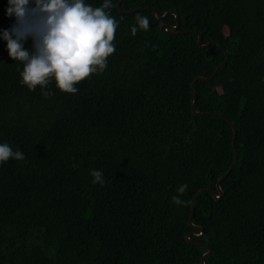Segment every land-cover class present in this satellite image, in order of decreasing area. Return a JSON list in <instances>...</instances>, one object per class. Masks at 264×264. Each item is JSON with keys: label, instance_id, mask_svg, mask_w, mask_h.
Returning a JSON list of instances; mask_svg holds the SVG:
<instances>
[{"label": "trees", "instance_id": "1", "mask_svg": "<svg viewBox=\"0 0 264 264\" xmlns=\"http://www.w3.org/2000/svg\"><path fill=\"white\" fill-rule=\"evenodd\" d=\"M117 2L106 10L118 22L106 68L64 93L54 80L19 83L3 39L17 22L0 0V143L25 157L0 163V264H200L206 249L184 239L199 234L190 200L219 195L235 156L228 121L237 163L218 201L195 200L203 237L193 241L212 249L205 264H264V0ZM148 9L176 12L178 34L160 30L174 16ZM137 16L149 25L132 35ZM39 19L29 11L21 31ZM189 31L220 46L200 48ZM21 43L33 51L32 36ZM224 51L225 66L194 85L193 114L190 84Z\"/></svg>", "mask_w": 264, "mask_h": 264}, {"label": "clouds", "instance_id": "2", "mask_svg": "<svg viewBox=\"0 0 264 264\" xmlns=\"http://www.w3.org/2000/svg\"><path fill=\"white\" fill-rule=\"evenodd\" d=\"M8 3L7 14L14 15L17 23L11 31L3 33V39L9 57L22 64L19 83L30 91L38 85L46 88L54 80L59 91L76 93L78 89L74 85L91 74L103 72L107 58L115 52L113 41L118 22L106 11L113 7L112 0H104L100 7L86 4L85 0H34L35 6L30 10L29 0H8ZM29 11L40 19L32 30L22 32ZM136 24L131 28L132 35L146 30L149 21L147 17L137 16ZM29 36L33 37L32 52L21 43ZM24 158L23 153L13 151L8 143H0V163ZM90 175L93 183H104L101 171L92 170ZM185 189L186 185H182L178 192ZM173 202L184 203L178 197H173Z\"/></svg>", "mask_w": 264, "mask_h": 264}, {"label": "water", "instance_id": "3", "mask_svg": "<svg viewBox=\"0 0 264 264\" xmlns=\"http://www.w3.org/2000/svg\"><path fill=\"white\" fill-rule=\"evenodd\" d=\"M124 0H118L117 2V8L119 9L120 7V4L123 2ZM150 11H152L155 15V18L159 21H162L164 19H166L169 15H172L174 16V19H175V24L174 25H167V24H161L160 25V30L162 31V33L164 34H178V28H179V15L176 13V12H173V11H166L164 12L163 14H159L157 10H154V9H148ZM134 12L136 10H129V11H126V12ZM190 34H193L197 37V45L200 47V48H207L209 47L211 44H216L218 46H220L219 43L217 42H214V41H210V42H207V43H203L202 44V35L200 33H197V32H193V31H189ZM224 54L226 55L224 61L218 65V67H216V69L212 72V74L209 76V77H196L192 80L191 84H190V92L193 96V99H192V103H191V111L193 114H196V115H199L201 113H197L195 111V106H196V102H197V96L195 94V91H194V85L196 82L198 81H201V82H208L210 80H212L216 73L222 68L225 66V64L227 63L228 61V54H227V51H224ZM231 128H232V131H233V140H232V147H233V150H234V153H235V156H234V161H233V164L232 166L230 167V169L224 174L222 175L221 177H219V179L217 180V183H216V190L218 192L219 195H215V193H213L211 190H208V189H201L199 190L196 195L190 200V207H191V215L189 216V219H188V224L189 226L192 228V230H195L197 232H199V234H194V233H189V234H186L184 239L186 242L188 243H191L195 246H199L200 248H203V249H206V252L201 256V259H200V264H205V259L207 257H209L212 253V249L210 247H208L207 245H204V244H198L196 242L193 241V239H200L201 237H203V229L200 227V226H196V225H193L192 224V218H193V215H194V202L195 200L197 199V197L202 194L203 192H208L213 198L215 201H218L220 199V197L222 196V191L220 189V182L225 179L227 177V175L229 174L231 168L237 163V154H236V147H235V136H236V130L233 126V124L228 121Z\"/></svg>", "mask_w": 264, "mask_h": 264}, {"label": "rangeland", "instance_id": "4", "mask_svg": "<svg viewBox=\"0 0 264 264\" xmlns=\"http://www.w3.org/2000/svg\"><path fill=\"white\" fill-rule=\"evenodd\" d=\"M227 32H228V30H227V29H225V30H224V33H225V34H227Z\"/></svg>", "mask_w": 264, "mask_h": 264}]
</instances>
